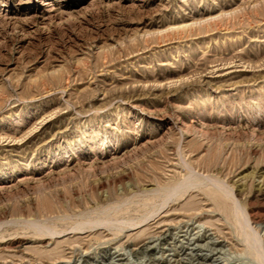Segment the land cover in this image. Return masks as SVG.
Listing matches in <instances>:
<instances>
[{
  "label": "rangeland",
  "instance_id": "rangeland-1",
  "mask_svg": "<svg viewBox=\"0 0 264 264\" xmlns=\"http://www.w3.org/2000/svg\"><path fill=\"white\" fill-rule=\"evenodd\" d=\"M263 197L264 0H0V264H262Z\"/></svg>",
  "mask_w": 264,
  "mask_h": 264
},
{
  "label": "bare ground",
  "instance_id": "bare-ground-1",
  "mask_svg": "<svg viewBox=\"0 0 264 264\" xmlns=\"http://www.w3.org/2000/svg\"><path fill=\"white\" fill-rule=\"evenodd\" d=\"M2 4H3V6L5 5L4 3H2ZM175 190H176V189H175ZM255 191H256V190H255ZM172 193H173V191H172ZM263 198H264V197H263ZM253 223H254V222H253ZM191 224H192V223H191ZM191 224H190V225H191ZM190 225H189V226H190ZM257 225H258V224H257ZM257 225H256V226H257ZM198 226H199V225H198ZM187 227H188V226H187ZM192 227H193V225H192ZM196 227H197V225H196ZM199 227H200V226H199ZM199 227H197V229H198ZM257 227H258V226H257ZM200 228H201V227H200ZM262 228H264V227H262ZM194 229H195V228H194ZM197 229H196V230H197ZM201 229H202V228H201ZM258 229H260V228L258 227ZM176 230H178V229H176ZM180 230H181V229H180ZM180 230H179V231H180ZM185 230H186V229H185ZM196 230H195V231H196ZM181 232H182V231H181ZM187 232H188V231H187ZM187 232H186V233H187ZM198 232H199V230H198ZM168 233H169V235H170V232H168ZM172 233L174 234V232H172ZM172 233H171V234H172ZM193 233H196V232H193ZM193 233H192V234H193ZM200 233H201V232H200ZM200 233H198V234L196 233V234H194V236L192 235L193 238H190L189 241H193V242L198 241V239H200V236H202V235H200ZM202 233H203V232H202ZM206 233H207V232H206ZM51 234H52V233H51ZM169 235H168V237H169ZM203 235H204V234H203ZM161 236H162V235H161ZM183 236H186V235H183ZM245 236H246V235H245ZM163 237H164V236H163ZM190 237H191V236H190ZM202 237L204 238L205 243H204V244H201V245H200V244H199V245L194 244V245L196 246V249H197V247H199V248H204V250L207 249V250H206V253H204V254H196V255L192 256L193 258L189 256V257H190V258H188V259H189V264H190L192 261H195L196 259H198V257H199V258L201 257L202 259L210 258L212 264H214V263H218V264H219L220 261L218 262V260H219V258H221V257H219V256L221 255V254H220V252H221V248L218 247V245H219L218 241H217L216 239H214V237H210V236H206V235H205V236H202ZM202 237H201V239H202ZM247 237H249V236L247 235ZM253 237H254V236H253ZM253 237H252V238H253ZM158 238H159V237H158ZM158 238H157V239H158ZM161 238H162V237H161ZM170 238H171V237H170ZM181 238H182V237H181ZM252 238H251V239H252ZM157 239H156V240H157ZM183 239H184V238H183ZM188 239H189V238H188ZM172 240H173V239H172ZM185 240H186V239H185ZM249 241H250V240H249ZM165 242H167V241H165ZM158 243H159V241H158ZM171 243H172V242H171ZM184 243H185V242H184ZM202 243H203V242H202ZM160 244H161V243H160ZM169 244H170V243H169ZM185 244H186V243H185ZM160 246H162V245H160ZM195 246H193V247H195ZM181 247H182V246H181ZM190 247H191V246H190ZM223 247H224V246H223ZM256 247H257V246H256ZM160 248H161V247H160ZM174 248H175V247H174ZM185 248H186V247H185ZM189 249H190V248H189ZM189 249H188V250H189ZM201 250H203V249H201ZM222 251H224V250H222ZM226 251H227V250H226ZM138 252H139V251H138ZM227 252H228V251H227ZM139 253H140V252H139ZM178 253H179V252H178ZM185 253H186V252H185ZM119 254H120V253H119ZM141 254H142V253H141ZM141 254H140V255H141ZM187 254H188V253H187ZM219 254H220V255H219ZM226 254H227V253H226ZM192 255H193V254H192ZM218 255H219V256H218ZM233 255H235V254H233ZM185 256H186V255H185ZM221 256H222V255H221ZM223 257H224V256H223ZM229 257H230V256H229ZM241 257H242V256H241ZM183 258H184V257H183ZM186 258H187V257H186ZM201 258H200V259H201ZM224 258H225V257H224ZM230 258L235 259V256H234V257H230ZM236 258H237V257H236ZM221 259H222V258H221ZM226 259H229V258L226 257ZM241 259H242V258H241ZM241 259H239V260H241ZM263 259H264V258H263ZM185 260H187V259H185ZM229 260H230V259H229ZM229 260H228V261H229ZM242 260H244V258H243ZM242 260H241V261H242ZM248 260H249V259H248ZM172 261L174 262V260H172ZM180 261H181V260H180ZM222 261H223V260H222ZM222 261H221V262H222ZM225 261H226V260H225ZM258 261H259V260H258ZM258 261H257V262H258ZM173 262H172V263H173ZM178 262H179V261H178ZM187 262H188V261H187ZM198 262H199V261H198ZM198 262H197V263H198ZM202 262H203V261H202ZM211 262H210V263H211ZM221 262H220V263H221ZM235 262H236V261H235ZM244 262H245V261H244ZM255 262H256V261H255ZM257 262H256V263H257ZM260 262H261L262 264H264V260H260ZM111 263H112V262H111ZM195 263H196V262H195ZM231 263H232V262H231ZM113 264H114V263H113ZM115 264H116V263H115ZM175 264H176V263H175ZM187 264H188V263H187ZM199 264H200V263H199ZM202 264H203V263H202ZM205 264H206V263H205ZM208 264H209V263H208ZM257 264H259V263H257Z\"/></svg>",
  "mask_w": 264,
  "mask_h": 264
}]
</instances>
